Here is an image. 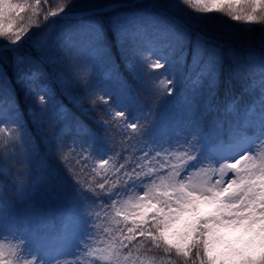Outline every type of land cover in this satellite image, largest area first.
<instances>
[{
  "label": "snow or ice",
  "instance_id": "1",
  "mask_svg": "<svg viewBox=\"0 0 264 264\" xmlns=\"http://www.w3.org/2000/svg\"><path fill=\"white\" fill-rule=\"evenodd\" d=\"M153 7L0 0V264H264V0ZM212 14L235 23L219 35L193 25ZM254 26L262 51L237 52ZM49 68L70 96L83 87L106 106L94 109L107 114L104 135L41 83ZM99 76L118 81L119 95L97 94ZM14 83L37 101L29 115L55 146L52 161L38 154ZM227 226L260 243L221 251Z\"/></svg>",
  "mask_w": 264,
  "mask_h": 264
},
{
  "label": "trees",
  "instance_id": "2",
  "mask_svg": "<svg viewBox=\"0 0 264 264\" xmlns=\"http://www.w3.org/2000/svg\"><path fill=\"white\" fill-rule=\"evenodd\" d=\"M138 6H144V7H153L154 11H163L159 6H162L167 3V0H133ZM101 2H95V5L97 6H103L107 3H103L100 5ZM110 15V14H106ZM189 15H192L189 13ZM216 19L213 20H202V21H192L193 25L197 27V30L203 28L206 29L207 35H219L222 34L225 27V22L228 23H235L227 21L226 17H219L218 14H212ZM257 28V31L252 35V39H243L242 36H238L236 40L233 42V46L237 52L240 53H246L249 49L253 50L257 54H259L262 50L260 49L258 43H257V37L260 35L259 28L260 26H254ZM27 39V38H25ZM24 43L23 41L21 42ZM23 51H31V47L28 44H24ZM113 52L116 56V64L119 66L118 70L120 73L123 74L125 78L128 79L130 83L133 85V89L137 92H139L140 98L142 100H146V94L142 89H140L139 85L135 84L131 80V76L126 72L124 69V65L120 60L119 53L116 52L115 48L113 49ZM189 59H191V56L189 55ZM7 71L9 72V75L13 78L14 81V75H13V68L11 66V57L8 59V63L6 65ZM27 70V68L25 69ZM119 85L120 83L116 81ZM41 83H45L52 87L56 94L57 98H59L66 108L70 111V113L78 118L80 121H82L85 125L93 129V131L100 133L101 135H104L102 132L101 127L97 123V120L100 118H106L105 111H96L95 108H101L103 109L101 105H93L91 101H87L86 97L83 95V93H77L73 92V95L71 96L68 93L62 92L61 87L56 79V74L54 69H47L44 73V75L41 77ZM13 87L15 88V93L18 98V102L20 105L21 114L25 119V122H27L28 128L31 130L33 135L36 137V141L38 144V154L43 157L47 161H52L54 159V145L49 143L48 138L45 137L44 132L45 130L38 126L36 124H33L30 120L29 114H28V103L29 99L25 96V89L22 85L13 84ZM83 97L82 101H75L73 97ZM89 102V103H88ZM156 109H153V113L155 114ZM169 119H174L173 113H168ZM155 118V116L153 117ZM66 131L69 133V138H71L72 135V124L71 122L68 123V126L66 128ZM39 167H37V175L39 173ZM36 175V176H37ZM0 179H3V177H0ZM53 206H55L58 202L55 200L49 201ZM205 212L211 211V209L205 208ZM216 237L218 240L217 247L221 251H228L231 249H238V250H244L248 248L250 245H258L260 243L259 237L250 231L245 230L243 227H221L216 232Z\"/></svg>",
  "mask_w": 264,
  "mask_h": 264
},
{
  "label": "rangeland",
  "instance_id": "3",
  "mask_svg": "<svg viewBox=\"0 0 264 264\" xmlns=\"http://www.w3.org/2000/svg\"><path fill=\"white\" fill-rule=\"evenodd\" d=\"M96 1H97V2H101L100 5H102L103 3H109V2H111V0H80L81 3H85V4H87V3L95 4ZM139 7H144V6H139ZM43 30H44L43 27H41L40 29L32 28V29L30 30L29 35H31L32 32L43 31ZM26 71H27V70H26ZM54 71H55V70H54ZM84 71L91 73L92 71H94V69H92L91 65H88V66L84 69ZM55 74H56V73H55ZM56 79H57V77H56ZM57 81H58V83H59V85H60V87H61V91L67 93V92L64 90V85H63L58 79H57ZM93 85H94L95 89H97V94H98V91H99L100 89H103V88H105V87H108V88H110L114 93H116L117 95H119V92H118V86L114 83V81H112V80H108V79H105L103 76L96 77V78L93 80ZM46 86H47V85H46ZM47 88H49V89L51 90V93H52V95L54 96L55 100L60 104L59 99L57 98V94H56L55 90H54L52 87H50V86H47ZM25 92H26V90H25ZM75 92H77V93H83V95L86 97L87 101H91V102H92V100L88 98V95H89V94L86 92L85 88H83V87L78 88ZM72 95H73V93H72ZM25 96L28 97V99H29V102H27V103H28V114H29V110H30V109H37L38 105H37V101H36L35 99H33V97H32L31 95H26V94H25ZM120 98H121V99H124L123 97H120ZM88 103H89V102H88ZM64 107H65V106H64ZM103 107H106V106H103ZM65 108H66V107H65ZM20 112H21V110H20ZM106 115H107V114H106ZM29 117H30V115H29ZM22 118H23V120L25 121V119H24L23 116H22ZM30 120H31V118H30ZM229 175H231V173H229ZM41 179H42V177H41V175L39 174V175L36 177V181L39 182Z\"/></svg>",
  "mask_w": 264,
  "mask_h": 264
}]
</instances>
